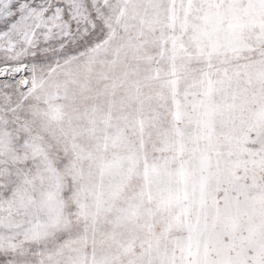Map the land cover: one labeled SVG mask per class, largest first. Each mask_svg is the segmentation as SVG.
<instances>
[{
  "label": "snow or ice",
  "instance_id": "snow-or-ice-1",
  "mask_svg": "<svg viewBox=\"0 0 264 264\" xmlns=\"http://www.w3.org/2000/svg\"><path fill=\"white\" fill-rule=\"evenodd\" d=\"M0 264H264V0H0Z\"/></svg>",
  "mask_w": 264,
  "mask_h": 264
}]
</instances>
